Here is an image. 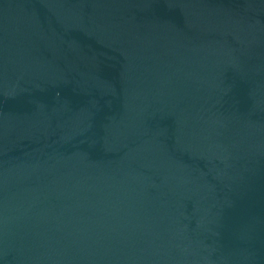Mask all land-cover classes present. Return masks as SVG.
<instances>
[{
  "label": "water",
  "instance_id": "water-1",
  "mask_svg": "<svg viewBox=\"0 0 264 264\" xmlns=\"http://www.w3.org/2000/svg\"><path fill=\"white\" fill-rule=\"evenodd\" d=\"M0 264H264V0H0Z\"/></svg>",
  "mask_w": 264,
  "mask_h": 264
}]
</instances>
